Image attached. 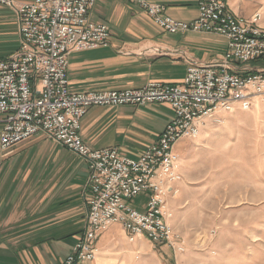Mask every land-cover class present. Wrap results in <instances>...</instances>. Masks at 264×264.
Here are the masks:
<instances>
[{"label": "built area", "instance_id": "2783aa9c", "mask_svg": "<svg viewBox=\"0 0 264 264\" xmlns=\"http://www.w3.org/2000/svg\"><path fill=\"white\" fill-rule=\"evenodd\" d=\"M95 1L0 0L1 5L18 12L21 35L19 50L0 59V114L4 115L0 147L6 150L44 132L90 164L88 234L74 245L63 264L92 261L97 252L94 241L114 221L123 225L132 240L145 236L184 251L166 206V197L176 193L172 184L180 177L173 146L182 136H197L199 123L217 108L231 111L240 102L250 109L255 96L264 93L260 75L233 74L227 69L231 60L245 63L264 56L261 13L244 18L230 11L226 0H198V17L185 22L166 15L160 3L131 0L165 32L222 35L227 41L223 61L215 67L190 63L182 84L152 81L140 88L74 92L67 73L69 54L109 42L108 25L88 18ZM158 102L169 104L174 118L156 144L139 157L122 156L114 147L93 148L80 134L82 118L92 106ZM141 193L149 194L143 213L127 204Z\"/></svg>", "mask_w": 264, "mask_h": 264}, {"label": "crops", "instance_id": "0c3cea01", "mask_svg": "<svg viewBox=\"0 0 264 264\" xmlns=\"http://www.w3.org/2000/svg\"><path fill=\"white\" fill-rule=\"evenodd\" d=\"M149 1L164 4L166 15L178 21H192L199 13L198 0ZM226 2L230 11L244 18L260 12L264 26V0ZM5 7L0 5V43L6 45L9 56L19 47L20 20L16 10ZM89 18L109 26L110 40L108 46L71 53L68 79L75 92L138 88L151 81L180 84L190 63L220 62L227 50L225 37L217 33L165 32L131 0H96ZM229 64L235 71H254L264 69V58L250 63L231 60ZM218 113L228 118L231 128L240 125L245 115ZM173 116L166 103L92 106L82 118L80 134L93 148L114 147L122 156L130 149L141 155ZM187 142L190 144L184 138L175 146L180 159ZM78 157L62 143L43 137L29 138L1 153L0 264H56L71 252L87 227L89 169ZM126 238L120 224H111L98 240L96 259L87 264H132L133 251ZM144 243L150 241L139 240L134 247Z\"/></svg>", "mask_w": 264, "mask_h": 264}, {"label": "rangeland", "instance_id": "374dc122", "mask_svg": "<svg viewBox=\"0 0 264 264\" xmlns=\"http://www.w3.org/2000/svg\"><path fill=\"white\" fill-rule=\"evenodd\" d=\"M27 2L29 1L20 3ZM143 10L147 13L145 9ZM147 15L153 20L148 13ZM90 21L94 22L92 20ZM260 21V26L264 28ZM5 46V44L0 43V59H7L16 53L21 46V42H19L18 49L9 56H6L8 49ZM70 55L71 54H69V58ZM260 58H264V56L254 58L245 63H250ZM220 62L213 61L201 65L215 67L218 66ZM227 69L233 74L260 75L262 80H264L263 68L255 69L254 71H252V69L249 71H235L232 69V66L228 64ZM182 83H184V80ZM132 105L144 106L142 104ZM237 106L242 110L236 109ZM219 111L229 112L231 113L230 115L241 112L245 115H243L244 118L240 125L236 124L237 126L231 128L233 124L228 125V118H224L223 114L218 113ZM0 118L3 127L4 115L0 114ZM199 132L200 134L197 137L182 136L175 142L173 150L177 154V158L180 153H178L175 148L176 144L184 138L189 140L190 144L187 142L185 152L181 155L180 168H177L180 177L172 184L173 192L176 193H171L170 196L166 197L168 211L170 209L172 210L170 212L171 216L169 217V222L172 224L181 240H183L185 250L181 251L177 249V251L168 244H157L145 236L135 237V239L132 240L131 235L127 233L121 223L118 221L111 222L105 228L111 224L118 223L125 231L127 245L130 247V250L133 251L130 253L133 260L132 264H264V93L255 96L250 109H244L240 102H235L234 109L231 111L217 108L211 117L206 118V120L203 119L202 122L199 123ZM160 134L143 152L156 144L155 142L158 141ZM37 137L51 140L44 132L32 138L35 139ZM58 143L61 144V142ZM2 150L0 149V160L1 153L5 151L3 150L2 152ZM133 152L134 150L127 149L124 155H126L125 157L132 158L140 156L139 154L136 155L137 152ZM72 155L74 156L75 154ZM72 158L73 157H68L67 159L71 160ZM78 158H82V160L87 163L89 169V178L87 180L88 189L85 192L88 211L87 227L84 232L78 235V240L74 245L80 242L88 230V213L90 209L89 194L91 191V182H89L90 164L82 156ZM49 166L50 164L46 169H48ZM55 170H60V167ZM54 174L50 176L52 179H54ZM31 185L32 180L29 178L28 186ZM20 186H23V184H20ZM23 193H25V191ZM148 200L149 194L141 193L127 200V204H130L133 209L143 213L147 211ZM169 202H171L172 205H170L171 203L169 204ZM19 217L22 218L23 216L19 214ZM104 229H102L98 238L93 243L94 247L97 249L96 255L98 254L97 243ZM144 239L149 240L150 243H144L134 247L135 242L139 240L143 241ZM133 247L134 249H131ZM63 259L56 264H63ZM95 259L96 256L91 262Z\"/></svg>", "mask_w": 264, "mask_h": 264}, {"label": "bare ground", "instance_id": "6f19581e", "mask_svg": "<svg viewBox=\"0 0 264 264\" xmlns=\"http://www.w3.org/2000/svg\"><path fill=\"white\" fill-rule=\"evenodd\" d=\"M5 6H6V5H5ZM16 12H17V11H16ZM259 13H260V12H259ZM17 14H18V12H17ZM261 15H262V14H261ZM257 104H258V103H257ZM256 106H257V105H256ZM199 134H200V132L197 134V136H199ZM197 136H196V137H197ZM178 153H179V152H178ZM179 156H180V155H178V159H177V161H176V166H177V168H180V165H181V164H180V158H179ZM169 209H170V208H169ZM171 211H172V210L170 209V210H169V213H170ZM85 263H87V262H85ZM85 263H83V264H85Z\"/></svg>", "mask_w": 264, "mask_h": 264}]
</instances>
